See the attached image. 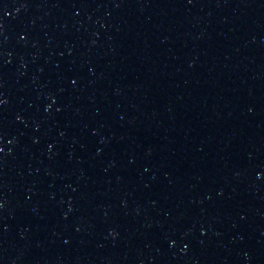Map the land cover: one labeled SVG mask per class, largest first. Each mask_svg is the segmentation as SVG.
<instances>
[{"label": "water", "instance_id": "water-1", "mask_svg": "<svg viewBox=\"0 0 264 264\" xmlns=\"http://www.w3.org/2000/svg\"><path fill=\"white\" fill-rule=\"evenodd\" d=\"M264 177V0H0V264H143Z\"/></svg>", "mask_w": 264, "mask_h": 264}]
</instances>
